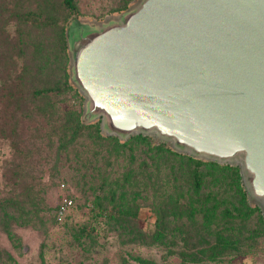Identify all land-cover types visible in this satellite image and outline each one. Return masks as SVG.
Wrapping results in <instances>:
<instances>
[{"label":"rangeland","instance_id":"obj_1","mask_svg":"<svg viewBox=\"0 0 264 264\" xmlns=\"http://www.w3.org/2000/svg\"><path fill=\"white\" fill-rule=\"evenodd\" d=\"M141 1L73 0L75 8L70 11L62 0H0L9 9L0 23L2 36L12 44L14 41L22 43L21 50L13 47L14 45L7 46L6 53L10 60L6 61L7 73L3 77L6 74L8 77L3 79L4 84H16L13 77L20 75L19 68L22 66V89L26 91L23 101L26 105L40 101L38 105L43 107L50 101L59 110H77L85 123L100 122L101 127L102 119L88 113V98L72 78V53L68 39L70 41L73 38L75 31L100 29L119 21ZM47 88H56L57 91L50 92L45 98H33L35 90ZM27 117L24 120L20 114L17 115L16 119L22 120L19 129L23 127L18 133L22 132L27 145L29 142L35 146L41 145L40 149L43 150L40 157L35 155L26 162L25 167V182L35 185V206L33 208L26 204L22 213L13 208L0 207V264H258L261 261L259 243L251 248L246 247L251 240L247 241L245 237H251V230L256 228L253 224L245 227L248 233L241 232L236 238L239 242L235 249L226 250L211 259L199 252L197 262H187L190 256L185 255L200 251L211 243L207 244L195 237V226L189 227L190 237L186 242L182 240L183 235L175 229V244H170L168 240L146 244L131 242V236L113 220L114 209L135 210L139 227L144 231H151L155 226V216L149 208L155 204V198L166 190L165 183L171 184L164 180L158 181L153 187L154 192L151 191L152 180L147 179L149 170L144 168L145 163H150L146 157L151 156V152L147 156L144 154L148 148L133 142L118 152L116 157L110 155L109 166L104 165L105 158H100L104 155L103 151L100 156L91 158L96 160L93 167L97 171H76L85 156L83 151L93 147L86 138L88 134L75 139L74 144L69 147L79 151V157L70 155L66 159L62 154L58 158L55 155L45 158V152L49 151L45 145L53 143L56 147L57 139L49 134L35 139L34 115L28 114ZM101 133L109 135L107 130L101 129ZM141 134L150 137L155 143L164 142L169 149L191 156L204 164L213 161L220 165L237 166L241 170L240 158L218 162L179 150L172 140L162 138L155 132ZM117 137L122 142L128 139ZM12 155L9 139L3 138L0 131V199L12 191L11 185L7 186L2 178V169L6 166L4 162L10 161ZM172 164L175 165V162ZM200 169L204 175L208 172L203 165ZM82 172L87 174L84 180L81 179ZM122 173L128 175L129 179L121 178ZM241 174L248 203L264 213V200L250 193L245 175ZM104 178L106 181L102 183ZM60 183H64L65 188H60ZM176 185L182 186L184 190L188 187H185V182L181 179L176 181ZM215 189L211 177H204L201 192L207 193ZM133 192L137 194L133 195ZM64 196L71 198L73 203L66 217L59 222L54 215L57 204ZM227 197L228 195H224L223 200L228 201ZM221 201L216 219L219 218V223L223 224L233 218L226 212L223 218L219 216L225 206ZM3 209L7 210L11 218L4 216ZM236 218L235 221H238V217ZM260 239L257 241L260 242Z\"/></svg>","mask_w":264,"mask_h":264},{"label":"water","instance_id":"obj_2","mask_svg":"<svg viewBox=\"0 0 264 264\" xmlns=\"http://www.w3.org/2000/svg\"><path fill=\"white\" fill-rule=\"evenodd\" d=\"M73 34L72 78L102 130L240 158L250 193L264 200V0H142L119 21Z\"/></svg>","mask_w":264,"mask_h":264},{"label":"trees","instance_id":"obj_3","mask_svg":"<svg viewBox=\"0 0 264 264\" xmlns=\"http://www.w3.org/2000/svg\"><path fill=\"white\" fill-rule=\"evenodd\" d=\"M63 5L70 11L74 7L73 0H62ZM9 11L2 2H0V15L4 18V13ZM8 45H14L13 47L21 50V42L12 44L11 41H7L0 32V131L3 138L9 139L10 146L13 149L12 159L6 160L2 169V178L6 185L10 184L12 191L6 196L0 199L1 208H13L16 211L22 213L26 204L29 207L35 206L33 203L35 197V185L25 182L26 177V162L32 160L34 156L40 157L43 153L41 145L35 146L34 143L24 141L22 132L18 133V130H23V127L19 129L21 119H16L20 114L21 118L27 120L28 114H33V123L35 127V139L44 138L49 134L57 139V146L54 147L53 143L45 145L49 151L45 152V158L49 155H55L56 158L62 154L67 159L68 156L73 155L79 157V151L73 147L69 148L75 142L78 137H83L85 134L87 139L91 141L92 148L83 151L85 154L82 158V164L80 168H76V171H97L96 167H93L95 158L100 156L104 151V155L100 158L104 159V165H110V155L116 157L121 150L127 148V145L131 143H140L146 148L145 156L151 152V156L146 157L149 160V164L145 163L144 168L147 171V179L151 182V191L154 192V186L158 181H167L171 184L165 183L166 190L162 191L160 195L155 198V204L150 206L149 211L155 216V226L151 231H144L139 227L137 222V212L130 209L116 210L113 214V220L116 224L126 230V234L130 237L131 242L146 243H163L168 240L170 244H175L174 229L183 235L182 240L188 241L189 239V227L195 226V237L200 240L211 243L200 251L187 254L190 256L187 262H197L196 256L199 252H202L208 258H215L221 255L226 250L235 249L236 243L239 241L236 239L240 236L241 232L245 231V227L249 224L256 226L252 229V236L245 237V240H251L246 244L247 248L257 246L264 238V213L258 207H252L248 203L247 192L242 184L241 170L237 166L232 165H220L216 162L209 161L202 163L192 159L191 156H185L179 154L177 151L169 149L164 142L155 143L148 136H143L141 133L136 136H129L126 141H121L115 135H103L101 133L100 122L97 123H85L81 114L77 110H59L50 101L45 106L40 107L38 104L40 101H33L31 105H26L23 101L26 97V91L22 89V66H20V75L13 77V81L17 83L7 85L4 84L3 79L8 77V74L3 77V74L7 73V60H10V56L7 51ZM20 54V53H19ZM21 56V55H18ZM52 91H57L56 88H47L35 90L32 93L33 98L41 99L48 97V94ZM35 102V103H34ZM25 109L24 111L22 109ZM56 108V110L52 109ZM29 122V119H28ZM11 126V129H9ZM22 142V143H21ZM54 149L51 151V148ZM70 149V151H69ZM172 159V161H170ZM175 162V165L172 164ZM201 165L207 168L208 172L204 175ZM86 172H82L81 179H85ZM121 178L125 180L129 179V176L122 173ZM209 176L212 179V184L216 188L213 191L207 193L201 192L203 188L204 177ZM91 177V176H90ZM181 179L185 182L186 190L182 186L176 185V181ZM106 181V178L102 180V183ZM157 191V190H156ZM115 193V192H114ZM137 193L133 192V195ZM116 195V194H115ZM224 195H228V201H224ZM114 199V195H113ZM236 203H234V200ZM122 200V193H121ZM222 200V201H221ZM220 201L225 204L220 217H224V213H228L233 219L220 224L217 218L218 208L220 207ZM3 209L4 216L10 217L7 214V210ZM232 213H235L232 214ZM55 216V215H54ZM238 217V221H235ZM11 218V217H10ZM56 219V217H55ZM255 220V223L252 221ZM173 224L171 231L170 225ZM229 231V233H228ZM250 231V232H251ZM232 237H235L233 239ZM258 238L260 242L257 241ZM181 254V253H180ZM182 255V254H181ZM142 262L143 259H140Z\"/></svg>","mask_w":264,"mask_h":264},{"label":"built area","instance_id":"obj_4","mask_svg":"<svg viewBox=\"0 0 264 264\" xmlns=\"http://www.w3.org/2000/svg\"><path fill=\"white\" fill-rule=\"evenodd\" d=\"M60 188H65L64 183H60ZM73 201L71 198L63 197L61 201L57 204L56 211H55V217L57 221H62L67 214L68 209L72 205ZM260 253L262 255L261 261L258 264H264V238L261 240L260 246H259Z\"/></svg>","mask_w":264,"mask_h":264}]
</instances>
